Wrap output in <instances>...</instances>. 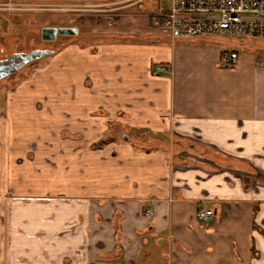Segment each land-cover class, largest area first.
Returning a JSON list of instances; mask_svg holds the SVG:
<instances>
[{"label": "crops", "instance_id": "obj_1", "mask_svg": "<svg viewBox=\"0 0 264 264\" xmlns=\"http://www.w3.org/2000/svg\"><path fill=\"white\" fill-rule=\"evenodd\" d=\"M116 1L148 31L74 26L4 96L0 264H264V41H173L158 0Z\"/></svg>", "mask_w": 264, "mask_h": 264}, {"label": "rangeland", "instance_id": "obj_2", "mask_svg": "<svg viewBox=\"0 0 264 264\" xmlns=\"http://www.w3.org/2000/svg\"><path fill=\"white\" fill-rule=\"evenodd\" d=\"M11 1L16 4L28 3L27 6L7 9L0 8V48L5 52H30L36 49L39 50H57L64 42L73 38V36L57 37L55 42H45L41 40V30L44 28H77L80 33H92L94 29L102 32L100 40L105 39V33H119L125 34L133 33L132 28L137 26V34H144L149 28V17L144 16L137 8L130 10L133 15H125V11L120 7L123 5L117 4L115 1H100L97 6L90 8H78L76 11L61 9L46 11L44 6L31 5L41 4V1L30 0H0V3H8ZM158 10L167 7L166 0H158ZM133 2V1H132ZM150 1H146L145 4ZM156 8V9H157ZM82 10V11H80ZM132 11V12H131ZM121 14V15H120ZM123 14V15H122ZM81 15V18L78 17ZM96 30V31H97ZM132 30V31H131ZM150 30V29H149ZM158 34L160 30L157 28L152 30ZM224 39L223 37H214ZM231 40V39H228ZM1 54V51H0ZM47 57L35 61L24 69L18 71L9 78L3 80L0 84V113L3 111V101L5 94L16 84L28 76V74L36 67H38Z\"/></svg>", "mask_w": 264, "mask_h": 264}, {"label": "built area", "instance_id": "obj_3", "mask_svg": "<svg viewBox=\"0 0 264 264\" xmlns=\"http://www.w3.org/2000/svg\"><path fill=\"white\" fill-rule=\"evenodd\" d=\"M28 3L16 4L11 1L0 3V8L18 9ZM46 7V11L63 9L61 5L31 4ZM79 7H72L76 11ZM160 31L173 41H192L201 38L223 37L224 39L248 38L264 41V0H167V7L160 11ZM238 54L231 51L222 57L220 66L234 68ZM166 71L157 66L152 75ZM150 215V211H146ZM213 215L212 210L200 209L196 216L206 221Z\"/></svg>", "mask_w": 264, "mask_h": 264}, {"label": "water", "instance_id": "obj_4", "mask_svg": "<svg viewBox=\"0 0 264 264\" xmlns=\"http://www.w3.org/2000/svg\"><path fill=\"white\" fill-rule=\"evenodd\" d=\"M77 30L74 28H44L41 30V40L45 42H53L60 36H74ZM53 54L50 50H33L28 53H17L10 57V59L2 66H0V81L11 74L17 73L23 67L39 61L45 57Z\"/></svg>", "mask_w": 264, "mask_h": 264}, {"label": "flooded vegetation", "instance_id": "obj_5", "mask_svg": "<svg viewBox=\"0 0 264 264\" xmlns=\"http://www.w3.org/2000/svg\"><path fill=\"white\" fill-rule=\"evenodd\" d=\"M0 51H1V54H0V66H2L3 64H4V62H6V61H8L9 59H10V57L11 56H13L14 54H17V53H20V52H10V53H7V52H5V50L4 49H1L0 48ZM50 51H53V54H54V52L56 51V50H50ZM24 53H28V52H24ZM52 54V55H53ZM30 65V64H29ZM28 66V65H27ZM26 67V66H25ZM25 67H23L22 69H24ZM21 69V70H22ZM15 74V73H14ZM14 74H11V75H9L8 77H6L5 79H7V78H9L10 76H12V75H14ZM5 79H3V80H5ZM3 80H1L0 81V84H1V82L3 81ZM130 139H129V137L127 136V135H121L120 136V138H119V141H121V142H127V141H129Z\"/></svg>", "mask_w": 264, "mask_h": 264}, {"label": "trees", "instance_id": "obj_6", "mask_svg": "<svg viewBox=\"0 0 264 264\" xmlns=\"http://www.w3.org/2000/svg\"><path fill=\"white\" fill-rule=\"evenodd\" d=\"M106 139H107V140H106ZM106 139L103 138V139L99 142V144L97 145V147L100 148L101 146H103V145L106 143V141H107V142L109 141L108 138H106ZM97 147H96V148H97ZM187 148H189L190 150H193L194 152H196V153H198V154H201V155H205V154H207V152H208V149L198 148V147H196L194 144H187Z\"/></svg>", "mask_w": 264, "mask_h": 264}]
</instances>
